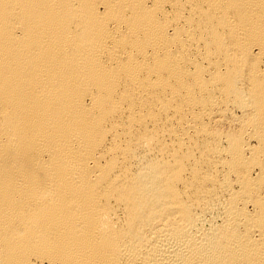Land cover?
<instances>
[{
  "label": "bare ground",
  "instance_id": "obj_1",
  "mask_svg": "<svg viewBox=\"0 0 264 264\" xmlns=\"http://www.w3.org/2000/svg\"><path fill=\"white\" fill-rule=\"evenodd\" d=\"M0 264H264V0H0Z\"/></svg>",
  "mask_w": 264,
  "mask_h": 264
}]
</instances>
